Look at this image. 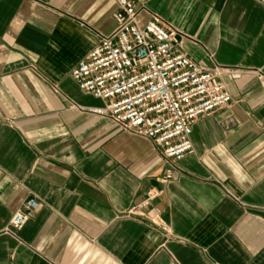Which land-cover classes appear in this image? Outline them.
Masks as SVG:
<instances>
[{"label":"crops","instance_id":"crops-1","mask_svg":"<svg viewBox=\"0 0 264 264\" xmlns=\"http://www.w3.org/2000/svg\"><path fill=\"white\" fill-rule=\"evenodd\" d=\"M145 5L140 21L184 34L231 97L195 119L165 182L151 141L90 113L105 101L69 74L113 29L115 1L0 0V264H264V0ZM29 196L40 206L11 231Z\"/></svg>","mask_w":264,"mask_h":264},{"label":"built area","instance_id":"built-area-1","mask_svg":"<svg viewBox=\"0 0 264 264\" xmlns=\"http://www.w3.org/2000/svg\"><path fill=\"white\" fill-rule=\"evenodd\" d=\"M114 1L113 29L98 34L96 44L69 74L80 89L105 101L103 107H90V113L151 141L166 164L161 178L165 182L173 177L175 163L193 151L190 134L195 119L230 104L220 79L224 69L190 58L182 50L186 36L157 14L148 12L141 22L147 0ZM257 79L264 85V75ZM159 192L149 190L127 214L144 215ZM39 206L35 196L25 199L12 213L9 229H20ZM152 222L166 229L159 216ZM168 264L177 263L171 259Z\"/></svg>","mask_w":264,"mask_h":264}]
</instances>
